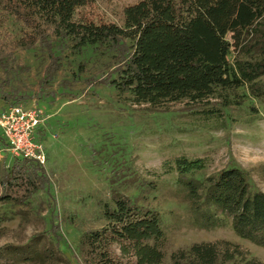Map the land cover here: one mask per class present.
I'll list each match as a JSON object with an SVG mask.
<instances>
[{
  "label": "rangeland",
  "instance_id": "374dc122",
  "mask_svg": "<svg viewBox=\"0 0 264 264\" xmlns=\"http://www.w3.org/2000/svg\"><path fill=\"white\" fill-rule=\"evenodd\" d=\"M135 1L92 0L77 7L73 18L123 26V8ZM22 33L19 23L0 13L1 41ZM54 50L60 66L44 87L49 56L39 46L12 50L8 68L0 67V91L10 96L0 95V110L19 104L42 111L35 137L46 152L49 178L24 203L0 202V247L24 245L37 236L38 247L51 246L58 254L43 264H98L88 256L83 237L106 224L103 205L117 191L159 213L164 256L158 264H172V252L203 241L239 251L225 264L249 257L264 262V248L239 237L229 217L221 215L214 228L199 226L173 168L177 156L201 157L205 167L194 175L204 179L236 164L247 171L253 189L264 191V95L253 96L244 85L217 88L197 100L137 103L129 91L101 82L119 63L108 45L79 50L65 40L56 41ZM234 56L247 58L232 49L229 59ZM1 137L0 176L14 160ZM107 248L115 261L131 257L120 242Z\"/></svg>",
  "mask_w": 264,
  "mask_h": 264
},
{
  "label": "trees",
  "instance_id": "16d2710c",
  "mask_svg": "<svg viewBox=\"0 0 264 264\" xmlns=\"http://www.w3.org/2000/svg\"><path fill=\"white\" fill-rule=\"evenodd\" d=\"M91 2L0 0V13L23 27L20 36L0 40V67L8 68L12 50L39 46L49 56L41 79L44 87L60 66L55 42L70 40L79 50L96 44L114 49L119 63L101 82L129 91L137 103L197 100L217 88L244 85L251 95H264V0H137L123 8V26L89 17L75 20V9ZM232 49L247 58L230 60ZM204 167L201 157L173 159L176 182L186 191L199 226L214 228L221 224V215L229 217L239 237L264 248V191L253 189L247 171L236 164L204 179L196 177ZM48 183L44 165L14 157L0 176V202L24 203ZM136 199L113 191L112 202L103 205L106 224L85 233L88 256L98 264L161 262L160 215ZM112 242L131 252L128 261L110 258L107 247ZM239 254L236 248L203 241L172 252L170 258L172 264H225ZM57 257L55 248L38 247L37 236L24 245L0 247V264H43ZM242 264L264 262L249 257Z\"/></svg>",
  "mask_w": 264,
  "mask_h": 264
},
{
  "label": "built area",
  "instance_id": "2783aa9c",
  "mask_svg": "<svg viewBox=\"0 0 264 264\" xmlns=\"http://www.w3.org/2000/svg\"><path fill=\"white\" fill-rule=\"evenodd\" d=\"M43 123V114L37 107L12 104L0 110V134L6 149L14 157L31 159L41 165L47 161L46 152L36 131Z\"/></svg>",
  "mask_w": 264,
  "mask_h": 264
}]
</instances>
